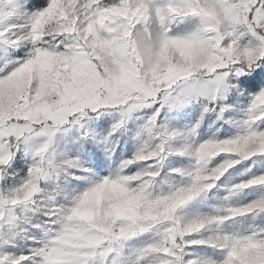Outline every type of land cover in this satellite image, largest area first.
<instances>
[{
	"label": "snow or ice",
	"instance_id": "6c2138e0",
	"mask_svg": "<svg viewBox=\"0 0 264 264\" xmlns=\"http://www.w3.org/2000/svg\"><path fill=\"white\" fill-rule=\"evenodd\" d=\"M0 264H264V0H0Z\"/></svg>",
	"mask_w": 264,
	"mask_h": 264
},
{
	"label": "rangeland",
	"instance_id": "374dc122",
	"mask_svg": "<svg viewBox=\"0 0 264 264\" xmlns=\"http://www.w3.org/2000/svg\"><path fill=\"white\" fill-rule=\"evenodd\" d=\"M113 122V116L106 114L95 119L92 123L94 130L97 132L98 135H106L107 132L111 130V125ZM117 136L118 139L115 140V143L117 144L116 155L109 158L104 155L102 150L97 149L99 157L102 158V161H97L98 163L104 162L106 164H111L113 167H115V164L118 163L117 157H126L132 154L133 142L131 140H128L126 136H119V134H117Z\"/></svg>",
	"mask_w": 264,
	"mask_h": 264
}]
</instances>
